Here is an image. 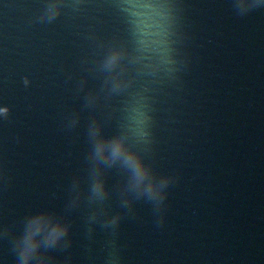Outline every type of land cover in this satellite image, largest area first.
Here are the masks:
<instances>
[{
    "label": "water",
    "instance_id": "95a60500",
    "mask_svg": "<svg viewBox=\"0 0 264 264\" xmlns=\"http://www.w3.org/2000/svg\"><path fill=\"white\" fill-rule=\"evenodd\" d=\"M0 264H264V0H0Z\"/></svg>",
    "mask_w": 264,
    "mask_h": 264
},
{
    "label": "clouds",
    "instance_id": "9594fccd",
    "mask_svg": "<svg viewBox=\"0 0 264 264\" xmlns=\"http://www.w3.org/2000/svg\"><path fill=\"white\" fill-rule=\"evenodd\" d=\"M2 111H7L6 109H4V110H2ZM116 152L117 153H119V146H117V148H116ZM61 234V232L58 230V229H53V232H52V234H51V238H55V237H57L58 235H60Z\"/></svg>",
    "mask_w": 264,
    "mask_h": 264
}]
</instances>
